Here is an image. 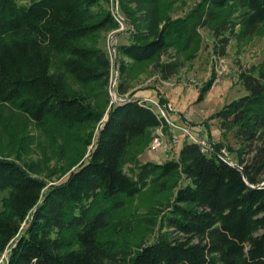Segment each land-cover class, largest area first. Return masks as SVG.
I'll use <instances>...</instances> for the list:
<instances>
[{
    "label": "trees",
    "instance_id": "1",
    "mask_svg": "<svg viewBox=\"0 0 264 264\" xmlns=\"http://www.w3.org/2000/svg\"><path fill=\"white\" fill-rule=\"evenodd\" d=\"M171 5L121 0L135 30L116 44L130 60L119 61V93L129 88L132 62L172 51L174 59L159 64L167 78L200 28L212 26L220 43L215 50L223 54L230 35H249L264 22V0H198L177 17L167 15ZM116 26L107 0H0V102L37 123L79 129L77 139L91 145L64 180L49 185L18 159L0 156V192H7L0 210V255L8 248L2 264H264V67L241 71L244 93L210 116L222 134L232 132L240 153L252 152L249 160L231 164L184 141L174 157L135 160L127 173L130 147L151 140L155 127L166 129L164 117L132 92L106 112L74 86H91L108 104L113 64L94 40ZM148 184L174 189L162 208L144 217L159 231L137 248L120 246L107 234L115 212Z\"/></svg>",
    "mask_w": 264,
    "mask_h": 264
},
{
    "label": "rangeland",
    "instance_id": "2",
    "mask_svg": "<svg viewBox=\"0 0 264 264\" xmlns=\"http://www.w3.org/2000/svg\"><path fill=\"white\" fill-rule=\"evenodd\" d=\"M167 1L172 4L167 15L177 17L185 14L198 0ZM114 3L123 19L122 28L102 30L94 40L112 56V79L110 86L107 85L109 102L104 104V99L97 96L91 86L82 87L76 83L74 86L85 92L92 105L101 104L105 111L110 104L128 96L130 92L133 97L146 102L153 99L163 107L170 119L178 124L187 123L192 133L195 134L196 131L206 135L211 142L223 141L224 145L220 149H224L226 156L233 162L239 163V157L249 160L252 152H248L247 148L240 153L241 145L232 136V132L222 134L219 120L210 116L244 93L239 80L241 71L254 69L256 72L258 68L264 67V22L249 35L243 36L239 32L230 35L223 54L218 53L219 49L215 50L220 43L214 36L212 26L200 28L199 36L179 57L176 56L179 64L167 78L162 77L159 64L171 62L174 59L172 51L164 53L158 59L132 62L128 75L129 88L125 93H119V61L124 60L129 64L130 60L117 52L116 44L128 41L129 33L135 30V26L132 18L122 13L121 0H115ZM107 7L110 8V0H107ZM234 29L238 31L237 27ZM209 80L212 81L210 86L202 90ZM150 92L153 94L152 98L144 96ZM165 130L168 132L169 128ZM169 131L178 135L180 149L185 139L184 133L177 128ZM80 134L79 129L66 130L50 120H45L43 124L37 123L16 107L0 102V156L18 159L21 165L31 168V172L48 185L64 180L73 160L80 158L79 154L84 153L82 158L86 156L91 145L83 147L77 139ZM152 134L153 131L151 136ZM130 152L132 153L125 163L127 173L134 167L135 160L162 162L177 154L172 152L166 156L152 151L149 139L142 143L135 142L130 147ZM173 190L148 184L135 196L125 199L124 205L115 212V225L108 229L107 234L116 239L120 246L137 248L138 244L151 242L159 228H148L149 224L145 223L144 217L151 215L150 211L162 208L172 197ZM6 195V191L0 192V210ZM5 254L6 252L1 255Z\"/></svg>",
    "mask_w": 264,
    "mask_h": 264
},
{
    "label": "built area",
    "instance_id": "3",
    "mask_svg": "<svg viewBox=\"0 0 264 264\" xmlns=\"http://www.w3.org/2000/svg\"><path fill=\"white\" fill-rule=\"evenodd\" d=\"M114 2H115V0H110L109 11H110L111 16L113 17V19L117 23V26L115 28L117 30H119L122 28L123 19H122V16L119 14V12L115 9V3ZM108 55H109L111 63L113 64L111 54L109 53ZM221 62H223V61L221 60ZM111 75L112 74L110 73L109 83H108L109 86L111 84V79H112ZM118 100H121V98H119ZM118 100H116L115 102H117ZM150 102L155 106V108L159 111V113L164 117V119L166 121V126H167V128H169V130L177 128L181 132L184 133V136H185V139H183L184 141H191V142L195 143L199 147V149L202 153L217 154L219 157L229 161L231 164L235 163L226 156V152L224 149H220V148L216 149L213 146L210 139L206 135H202L201 133H198L196 131H195V134L192 133L190 130V127L187 123H182V124L176 123V121H173L172 119H170L167 116V114L165 113V110L157 101L150 99ZM169 130L167 132L164 129V127H162V125L155 127L153 129V134H152V137L150 140V147H151L152 151L161 152L166 156H168L172 152H175V153L178 152V151H176L178 149V146H179L178 135H176L174 132L169 131ZM6 249L4 250V252H6V254H7ZM6 254H5V256L0 255L1 256L0 257V264H2L4 262V260L6 259Z\"/></svg>",
    "mask_w": 264,
    "mask_h": 264
},
{
    "label": "crops",
    "instance_id": "4",
    "mask_svg": "<svg viewBox=\"0 0 264 264\" xmlns=\"http://www.w3.org/2000/svg\"><path fill=\"white\" fill-rule=\"evenodd\" d=\"M151 92H152V90H151ZM151 92H150V93H146L144 96L147 95L148 97H151V98H152V97H153V94H152ZM212 134H213V133H212ZM212 138H213V137H212ZM160 162H161V161H160Z\"/></svg>",
    "mask_w": 264,
    "mask_h": 264
}]
</instances>
